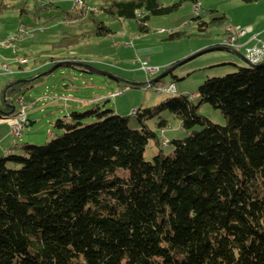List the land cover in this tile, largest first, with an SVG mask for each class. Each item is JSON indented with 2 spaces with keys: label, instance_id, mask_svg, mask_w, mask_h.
<instances>
[{
  "label": "trees",
  "instance_id": "trees-1",
  "mask_svg": "<svg viewBox=\"0 0 264 264\" xmlns=\"http://www.w3.org/2000/svg\"><path fill=\"white\" fill-rule=\"evenodd\" d=\"M181 1L108 0L99 9L148 33L151 16ZM77 12L54 18L91 21L93 29L65 33L53 49L112 32L95 14ZM26 83L7 89L0 111ZM196 93L226 124L200 114L186 95L169 97L158 111H168L185 136L152 161L144 159L146 146L161 142L144 122L151 110L136 109L134 130L128 117L98 104L56 119L62 133L47 143L1 157L0 264H264V60L207 78ZM166 125L161 120L158 128Z\"/></svg>",
  "mask_w": 264,
  "mask_h": 264
},
{
  "label": "rangeland",
  "instance_id": "rangeland-1",
  "mask_svg": "<svg viewBox=\"0 0 264 264\" xmlns=\"http://www.w3.org/2000/svg\"><path fill=\"white\" fill-rule=\"evenodd\" d=\"M51 1L0 0V37L13 36L20 23L27 24L32 28L24 25L26 33L30 36L27 37L21 50L29 57L36 54L46 58L45 51H50L52 56L61 54L77 59H87L93 68L102 73L82 72L79 68L70 66H59L49 71L54 64L47 63L38 65L35 72L18 74L17 66L10 64L12 73L0 74V107L4 103L5 90L13 82L26 79L25 87L10 94L15 110L9 116L20 112L21 106L18 99L22 98L26 105L27 123L21 130V135L14 137L10 133V123L5 119L7 117L0 118V125L8 124V128L0 129L1 137L3 136L0 140V158L11 153L23 154L21 149L23 144L47 143L62 133L61 129L54 126L56 119H67L72 111L83 112L95 104H98L101 110H111L117 115L128 117L129 126L134 130L140 129V124L137 118L130 115V112L136 113V109L143 112L145 108H149L151 115L147 114L148 118L144 122L155 131L163 147H158L149 140L144 159L152 161L159 150L163 155H167L173 148L171 144L166 146L165 144L168 141L183 138L185 133L180 130L179 122L173 119L168 111H158V108L169 97L186 95L192 105L198 106L200 114L213 123L225 125V118L219 110L208 104H200L199 99L191 95L197 91L198 86L205 79L232 73L237 70V66L245 63L233 52L212 50L213 46L209 48H199V46L204 43L208 46L212 42H220L217 44L218 48L237 50L240 45L247 44V41L243 40L246 35H250L248 41L257 40L258 34H253L251 26L254 31L264 28V0L251 2L198 0L197 4L182 0L177 9L171 13L151 16L148 20V33H140L133 19H116L102 13L99 8L108 0H95V6H93L94 1L90 4L92 0H82L88 3H85L88 8L86 7L82 13L95 14L97 19L102 20L112 32L103 37L83 38L69 45L67 50L53 49L52 46L47 47L46 43L50 45L52 41L55 42L56 38L60 37L58 24L63 25V30L71 35L90 32L94 25L91 21L83 20H75L68 24L61 18H54L57 14L56 9L49 4ZM55 1L62 9L69 11L73 1L76 0ZM159 1L167 6L178 0ZM46 16L53 19H50L52 21L50 28L43 33V27L39 25L43 24ZM199 16L208 23L206 31L197 29V22L201 19H198ZM60 17L63 18V16ZM190 20L193 22L192 25L188 24ZM70 29L72 31H68ZM173 31H180L183 34L179 38H168L169 32ZM261 31L263 34L261 38L264 39V29ZM32 34L36 37L34 38ZM262 43L264 42L259 41L257 44ZM257 44H255L256 47ZM241 49L244 50V47ZM0 50H6V48L0 46ZM213 56H227L233 60H225L223 64L216 66L202 65L203 60ZM242 57H245V54ZM142 62H147L152 68L158 67V70L149 74L142 69ZM106 74L116 76L122 81L112 79ZM29 80L32 81L28 82ZM161 120L167 121L163 130L158 128ZM30 122L34 123L29 125ZM8 166L17 168L12 163H8Z\"/></svg>",
  "mask_w": 264,
  "mask_h": 264
},
{
  "label": "crops",
  "instance_id": "crops-1",
  "mask_svg": "<svg viewBox=\"0 0 264 264\" xmlns=\"http://www.w3.org/2000/svg\"><path fill=\"white\" fill-rule=\"evenodd\" d=\"M93 1H94V5L93 6H95V4H96V2H95V0H92V2L90 3V4H93ZM104 1H106V0H104ZM103 1V2H104ZM102 2V3H103ZM86 3V2H85ZM84 3V6H85V8L87 7V5L86 4H88V3H86L85 4ZM101 3V4H102ZM43 4H45V3H43ZM50 5H52L53 6V8H55L56 9V14L57 13H59L60 11H63V12H66L64 9H62L60 6H58L59 4H58V2L57 1H55V0H52L50 3H49ZM58 4V5H57ZM73 4H74V1H73ZM73 4H72V7H71V10H69V12H72V11H74L73 10ZM198 7H199V5H198ZM88 8V7H87ZM200 8V7H199ZM199 8H198V10H199ZM194 9V8H193ZM24 11H26V10H24ZM84 10H82V11H78L77 13H82ZM75 12V11H74ZM50 16H46V18H49ZM200 17V16H199ZM62 19L63 21H65L66 23H68L69 24V22H73V21H75V18H71V17H69V19H64V18H62V17H59V19ZM38 19H40L39 17H38ZM45 19V18H44ZM198 19H200V18H198ZM20 20V19H19ZM50 20V19H49ZM80 21V20H79ZM202 21H204V22H206L204 19H200V21H198L197 23V29L199 30V31H206V28H207V26H201V22ZM44 22H46V24H49V25H44L45 23ZM44 22H42V23H44V24H40L39 26L40 27H43V33L48 29V28H50L49 26H50V24H51V20L50 21H46V19H45V21ZM76 23V22H75ZM207 23V22H206ZM188 24H193V22H192V20H190V23H188ZM24 25L26 26V27H28L27 26V24H23V23H20L18 26H17V28L15 29V33L13 34V36L14 35H16L17 34V32H18V30H19V28L20 27H24ZM149 26V25H148ZM251 26V25H250ZM252 27V31H253V34H258V38H257V40H255V39H250V41H248V37L250 36V35H246L245 36V39H243V40H245V41H247V44L245 43V45H240V48H238L237 50H233V49H225V48H218V46H217V44H219V43H216V42H212L211 44H209L208 46H206V44L204 43V44H201L200 46H199V48H203V47H206V48H209L210 46H213L214 48L212 49V50H226V51H230V52H233V53H235L241 60H243V58H242V56H243V54H245V49L247 48V47H249V46H253V45H255V44H257L259 41H261V42H264V39L263 38H261V36L263 35V34H261L262 33V31L261 30H263V29H261V30H258V29H256V31H254L253 30V26H251ZM28 28H32V27H28ZM63 25H61V24H58V30H59V34H60V37L59 38H56V40H58V39H60L61 37H63L64 36V34L65 33H67V31L66 30H63ZM68 31H72V29H70V30H68ZM77 33H78V31H77ZM80 33V32H79ZM78 33V34H79ZM69 34V33H68ZM71 35V34H70ZM74 35V34H73ZM30 36V34L29 35H25V36H22V37H18L15 41H14V43H13V45L11 46V47H6V50H0V63H4V64H6V65H8V66H10V64H11V66H13V65H16L17 66V70H19V73L18 74H21V73H29V71H32V72H35V70H37V66L38 65H42V64H37V63H35V61L37 60H35L34 58L36 57V54H32L31 55V57H29L28 55H26V53H23L24 51H22L21 50V47H23V44L25 43V41L28 39L27 37H29ZM8 37V36H7ZM36 37V35L34 36V38ZM1 39L3 38H6V37H0ZM46 38H48V37H46ZM49 39H51V38H49ZM52 40H54L53 38H52ZM55 40V41H56ZM69 40V39H68ZM1 41V40H0ZM52 42H54V41H52ZM67 44V43H66ZM242 44H244V43H242ZM46 45H47V47H49V46H51V45H49V43H46ZM216 46V47H215ZM241 47H244V50H242L241 49ZM12 49V50H11ZM46 52V54H47V57H49V56H52V55H50V51H45ZM241 52V53H240ZM63 57V55H53L52 57ZM46 57V58H47ZM19 58H25L26 59V62L22 65V66H18V63L16 62L17 61V59H19ZM41 59H43V56H41ZM75 60H77V61H82V62H85L86 64H88L89 66H91V63H90V61H88L87 59H77V58H75ZM225 60H233L231 57L230 58H228L227 56H213V57H210V58H207V59H205V60H203L204 62L202 63V65L203 64H210L211 66H216V65H221V64H223V61H225ZM48 63V62H47ZM47 63H44V64H47ZM33 64V65H32ZM28 65H32L31 67H28ZM11 66H10V68H11ZM196 66V65H195ZM92 67V66H91ZM190 67H193V66H190ZM16 71V70H15ZM89 73L91 72H97V73H102V72H100L99 70H97V69H95L94 68V70H89L88 71ZM106 75H108L110 78H112V79H115V80H117V81H122L121 79H118L116 76H113V75H110V74H106ZM20 81V80H19ZM23 81H27L26 79H21V82H23ZM175 89H176V87H174ZM191 96H194V97H197L198 95H197V93L195 92L194 94H192ZM99 99V98H98ZM14 110H15V107H14V105L12 104V103H10L9 105H7V108L6 109H4V111H2L3 112V114H5L6 115V117L7 118H5V119H7V121H9L8 123H10V127H11V121H12V118H13V116H9V115H11L13 112H14ZM4 119V118H3ZM34 122H32V124H33ZM3 127H6V128H8V124H5V125H0V129L1 128H3ZM2 138H3V136L1 137V134H0V140H2ZM5 151L7 150L6 148L4 149Z\"/></svg>",
  "mask_w": 264,
  "mask_h": 264
},
{
  "label": "built area",
  "instance_id": "built-area-1",
  "mask_svg": "<svg viewBox=\"0 0 264 264\" xmlns=\"http://www.w3.org/2000/svg\"><path fill=\"white\" fill-rule=\"evenodd\" d=\"M80 4V0H76L74 1L73 4V10L76 11V5ZM198 11V10H196ZM27 36L28 34L26 33L24 27H20L17 34L14 36H8L4 39H2L0 41V46L1 47H11L13 45V40L17 39L19 36ZM232 46H234V44L230 43ZM258 45V44H257ZM245 58H247L250 62H256L259 61V59H264V43H262L261 45H258L257 47L254 45L252 47H247L245 50ZM21 59L23 58H19L17 59V63H21ZM141 67L143 70H145V72L152 74V72L158 70V67H149L147 62H142ZM12 73V70L9 66H0V74H10ZM170 87V86H169ZM168 87V88H169ZM174 91V89L172 90V92ZM18 103L21 106V110L20 112H18L16 115L13 116L12 121H11V130L10 133L12 136L14 137H19L21 135V130L23 129V127L25 126V124L27 123V118H26V114H25V110H26V105L23 101L22 98L18 99ZM135 115V112H132V116Z\"/></svg>",
  "mask_w": 264,
  "mask_h": 264
},
{
  "label": "water",
  "instance_id": "water-1",
  "mask_svg": "<svg viewBox=\"0 0 264 264\" xmlns=\"http://www.w3.org/2000/svg\"><path fill=\"white\" fill-rule=\"evenodd\" d=\"M208 50V49H206ZM243 58V61L248 64L249 66H254L256 65V63H252L250 62L249 60H247L245 57H242ZM59 66H70V67H76V68H79L80 70H82V72H88L89 70H94L93 67L89 66L88 64H86L85 62H82V61H77V60H61V61H58L56 62L49 71L59 67ZM167 72H165L166 74ZM32 80H29L28 82H31ZM19 80L17 82H13L10 86H13L14 84L18 83ZM9 86V87H10ZM6 91L4 92L3 94V97H4V100H5V94H6ZM2 112V111H1ZM3 113V112H2ZM29 125H32V122L29 123Z\"/></svg>",
  "mask_w": 264,
  "mask_h": 264
},
{
  "label": "bare ground",
  "instance_id": "bare-ground-1",
  "mask_svg": "<svg viewBox=\"0 0 264 264\" xmlns=\"http://www.w3.org/2000/svg\"><path fill=\"white\" fill-rule=\"evenodd\" d=\"M198 8V7H197ZM85 9V6H84V2L82 1V0H80V4H78V5H76V11H82V10H84ZM16 39H14L13 40V43H14V41H15ZM247 59V58H246ZM248 60V59H247ZM264 59H259V61H256V62H252V63H257V62H261V61H263ZM26 62V59L24 58V59H21V63H18V65L19 64H23V63H25ZM0 66H8V65H6V64H4V63H0ZM130 115H132V112H130ZM14 116V115H13ZM4 118V117H6V115L5 114H3L1 111H0V118Z\"/></svg>",
  "mask_w": 264,
  "mask_h": 264
}]
</instances>
